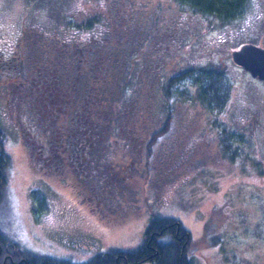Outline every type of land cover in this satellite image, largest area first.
<instances>
[{"label": "trees", "instance_id": "trees-1", "mask_svg": "<svg viewBox=\"0 0 264 264\" xmlns=\"http://www.w3.org/2000/svg\"><path fill=\"white\" fill-rule=\"evenodd\" d=\"M250 1L95 0L90 11L65 16L51 33L45 24L23 23L11 46L0 44V85L7 86L32 166L56 175L100 220L115 223L140 208L129 191L140 188L134 187L138 175L152 184L154 195L159 180L174 169L186 175L180 163L202 165L190 147L185 151L173 142V168L158 169L155 179L156 146L175 132L183 102L218 111L211 126L229 148L234 136L219 121L232 93L226 66L212 59L199 64L186 51L199 28L240 26ZM3 137L0 120V201L9 164ZM225 156L234 160L238 154ZM190 242L178 218L157 211L141 244L113 247L81 262L27 253L0 229V264H196Z\"/></svg>", "mask_w": 264, "mask_h": 264}, {"label": "rangeland", "instance_id": "rangeland-1", "mask_svg": "<svg viewBox=\"0 0 264 264\" xmlns=\"http://www.w3.org/2000/svg\"><path fill=\"white\" fill-rule=\"evenodd\" d=\"M28 1L0 0V44L5 41L11 46L26 25L42 23L51 33L60 28L65 16L86 13L95 3ZM193 38L186 54L193 55L195 62L212 59L226 66L232 93L219 121L228 125L234 138L226 148L216 135V127L211 126L212 116H218L215 109L180 104L182 118L175 132L156 146L152 158L155 179L159 180L158 169L168 173L173 168L171 162L176 159L169 154L173 142L185 151L190 147L192 157L202 165L193 169L194 165L180 163L178 170L186 175L179 176L174 169L159 180L154 195L150 193L152 184L138 175L134 187L140 188L128 189L131 203L140 208L115 223L100 220L56 175L32 166L15 112L6 100L7 86L0 85V120L9 155L0 229L10 242L30 254L81 262L113 247L132 249L141 244L150 217L157 211L178 218L190 231L188 254L196 264H264V80L253 77L231 56L245 42L264 46V0L250 1L237 28L203 27ZM147 118L153 121L152 113ZM230 152L237 153V159L225 156ZM135 164L140 166L142 161Z\"/></svg>", "mask_w": 264, "mask_h": 264}, {"label": "water", "instance_id": "water-1", "mask_svg": "<svg viewBox=\"0 0 264 264\" xmlns=\"http://www.w3.org/2000/svg\"><path fill=\"white\" fill-rule=\"evenodd\" d=\"M233 61L248 70L253 77L264 80V46L245 42L231 51Z\"/></svg>", "mask_w": 264, "mask_h": 264}]
</instances>
